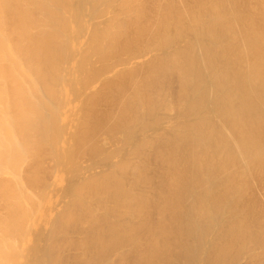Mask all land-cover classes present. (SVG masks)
Here are the masks:
<instances>
[{"label": "bare ground", "instance_id": "1", "mask_svg": "<svg viewBox=\"0 0 264 264\" xmlns=\"http://www.w3.org/2000/svg\"><path fill=\"white\" fill-rule=\"evenodd\" d=\"M0 264H264V0H0Z\"/></svg>", "mask_w": 264, "mask_h": 264}]
</instances>
